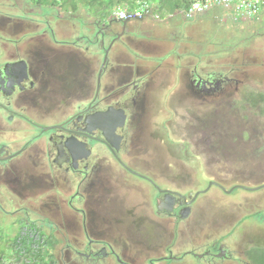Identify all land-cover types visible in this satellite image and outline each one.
Instances as JSON below:
<instances>
[{"label": "flooded vegetation", "instance_id": "flooded-vegetation-1", "mask_svg": "<svg viewBox=\"0 0 264 264\" xmlns=\"http://www.w3.org/2000/svg\"><path fill=\"white\" fill-rule=\"evenodd\" d=\"M39 7L41 11L35 12L13 10V3L9 2L6 9H0V212L16 206L14 189L41 188L51 183L57 195L64 197L67 214L64 213L62 224L67 226L69 217L72 219L70 213L81 218L82 234H74L73 239L65 235V247L94 264L108 258L117 264H134L132 260L142 252L135 247L157 251L168 226L173 229L172 239L165 247L167 254L149 258L144 264H161L155 260L162 259L169 260V264H186L178 262L185 247L189 244L199 248L203 241L213 247L204 259L207 264H214L213 258L236 259L227 244L229 240L262 242L264 235L253 234L247 218L240 220L241 230L229 233V226L237 221L236 217L232 219L233 214L228 211L223 217L221 214L222 218L211 216L206 210L209 204L197 202L203 191L164 181L184 178V172L167 177L162 174L158 178L165 179L159 183L156 171L149 170L153 161L138 154L145 142L143 131L149 130L151 137L157 129L171 132L167 128L171 118L163 125L157 122L155 131L144 123L153 81L157 82L155 71L169 63L172 79L181 87L179 94L190 100L185 108L172 105L171 114L176 115L177 108L186 110L192 118L198 115V134L209 136L212 131L209 142L198 144L207 146L215 157L219 154L226 162H237V167L246 170L238 173H254L253 167L248 168L249 161L262 163L264 169V123L259 119L264 118V84L253 76V58L247 54L239 58L227 52L222 56L226 59H222L216 50L205 51L197 40L199 35L184 32V24L204 14L186 18L182 14L148 13L125 19L114 14L103 19L96 14L90 21L79 20L77 33L76 22L71 18L75 11ZM170 15L180 17L182 26L168 35L167 31L155 29L154 38L150 39L127 30L131 19ZM191 39L195 40L190 43ZM166 42L172 46L162 49ZM158 83L167 84L168 80ZM238 93L240 97L236 98ZM195 100L196 105L192 102ZM64 101H68L66 108ZM205 103L215 105L210 108L213 117L208 119L199 117L204 111L200 104ZM256 114V121L250 123V116ZM48 117L54 121L44 127L39 120ZM160 137L159 142L178 144ZM219 138L224 142H214ZM182 143L186 148L178 150L183 154H174L175 160L169 161L168 166L175 161L200 163L199 155L188 154L189 142ZM140 180L148 187H139ZM116 182L130 188V193L125 189L126 197L121 201L129 218L124 231L117 228L123 225L120 217L112 212L110 218L104 217L106 213L99 210L118 198L120 192L112 187ZM61 187H66L62 189L66 190L65 195L61 194ZM130 194L137 199L140 195L141 202H132ZM28 214L24 211L25 216ZM78 223L74 221L72 225ZM99 227L102 228L98 232ZM185 235L192 239L181 242ZM78 241L80 246H76ZM181 245V253L174 255L171 247ZM252 247L249 244L243 248L246 258L239 261L241 264H254ZM191 252L195 255V251ZM125 253L130 262L125 261Z\"/></svg>", "mask_w": 264, "mask_h": 264}, {"label": "rangeland", "instance_id": "rangeland-1", "mask_svg": "<svg viewBox=\"0 0 264 264\" xmlns=\"http://www.w3.org/2000/svg\"><path fill=\"white\" fill-rule=\"evenodd\" d=\"M9 2L13 3V10H20V8H23L27 11L32 12L41 11V8L37 6V4L30 1H28L27 3L24 0H0V9H6V6H8ZM49 9L53 11L57 8ZM61 11L64 10L61 9ZM153 14H158L160 16L169 15V13L166 12H153ZM95 15V13H87L83 9L75 11V13L71 15V18L72 20H74L73 22H76L74 28L77 29V33L78 26H80L79 20L81 21L82 19L90 21L94 18L93 16ZM178 25L179 27H177ZM180 25L182 26V20L177 15H170L161 19L153 16H147L143 20L131 19L130 21H128L127 30H129V32L134 36L153 39L155 29L159 32L167 31L166 34L168 35L172 30H179L181 28ZM183 30L188 34L196 33V35H199L197 40L203 43L202 46L205 51L214 52L216 50V53L221 54V57L224 56V54L227 52L236 57H239L241 55L244 57L245 54L249 55L250 59L253 58L254 60L253 61L251 59L250 61V67L254 68V78L256 77V79H260L261 81H263L262 84H264V13H260L255 19H241L238 21L234 19L233 13L229 9H227L226 12L219 8L213 9L206 12L203 17H200L191 23L184 24ZM194 40L191 39L189 41L190 43H192ZM171 46L172 44H167L166 42L162 49H169ZM135 49L141 51L140 49H138V47ZM162 49L161 52H163ZM85 54L86 52L84 51L83 55ZM224 58L226 59V57ZM224 58L222 57V59ZM100 60L101 58L97 63H99ZM169 66V63L168 65L165 64L164 66H160V68H157V70L155 71V78L157 82L153 81L154 84L150 93L151 104L149 105V109L146 114L147 123H144L146 124V126L150 125L151 128L155 131L159 123L163 125L165 120L171 118L170 121H168L170 122V125L167 128L172 133L169 132L168 134V131L164 132L163 129H157L156 131L160 135H158V133L156 132L155 134H153V138L151 137L149 130L143 131L142 138L145 140V142L141 144L143 145V147L140 152H138V154L143 156L144 159H148L154 162H150L149 170L150 168H152L153 171H156L157 181L159 183L163 182V180L165 179L158 178L162 174L164 175L163 177H167L175 174H180V172H184L182 173L184 175V178L177 177L176 179H165L164 181L169 184L172 183L176 186H184L187 184V186L191 189H198V192L199 190L200 192L206 190L205 192L199 194L197 202L199 204H209L206 208L208 214L214 217H221L222 214L223 217V214L229 211L231 214H233L232 219H234L235 217L237 218V221L229 226V233H237V231L241 230V227H239L240 220L247 218L249 224L252 225V230L254 232L253 234L264 235V186H260V184L264 182V178L261 177L264 176V169H262L263 164L259 162L253 163L254 161H249L247 162L248 168L250 169V167H253L254 173L251 175H249L248 172L238 173V171L240 170H246H242L241 168L237 167V162H226L223 158H220L219 154H216L218 157H215V153H211L208 150L207 146H201L200 144H198V142H209V140L207 141V139L210 137L212 131H210L209 136L202 137L201 135H199L197 124L198 120L196 118L198 115H194L192 118V116L187 114L185 112L186 110L184 109H179L178 111L177 108H175L174 110L177 112V114H171L170 108L172 107V105H181L183 108H185L189 105L190 100H186L183 95L179 94L181 87L177 86V82L176 80H174V78L172 79V72L170 71L171 69L169 68ZM260 70L262 71V73H260ZM161 80H168V83H158ZM251 83L256 84L253 80L251 81ZM235 96L236 98L240 97L239 93ZM67 102L68 101L62 102V105H65ZM192 102L194 103V105H196L197 103L196 100ZM200 105L202 111L204 110L205 112L203 111V113L200 114L199 117L204 116L206 119L213 117L210 108H214L215 105L210 103ZM257 115L258 114L250 116V123L256 121ZM259 119L260 122L264 123V118ZM39 121L41 125H45L44 127H47V125L53 122L54 119L52 117H48L41 118ZM155 123L157 124L154 126L153 124ZM261 128L262 132L264 133V125H262ZM160 136L167 137L169 141L176 142L178 144L173 145L171 144V142H159V138H161ZM200 138H202L203 140ZM162 140L165 139L162 138ZM182 142H189L188 154H193L196 156L199 155L198 158L200 163L189 162V160H186L185 162L178 161L179 163L175 161L171 162L169 164L170 166H168L169 161L175 160L173 156L174 154H183L182 151L178 150L179 147L182 148V150L186 148H183ZM214 142H224V139L219 138L214 140ZM261 169V173L258 174V171ZM138 182L139 187H148V184L143 182L142 180ZM60 185L62 186V183H60ZM125 186L126 185H123L120 182L114 183L112 187L116 191L120 192L118 198L113 203L105 204V208L101 207L99 209L100 211H103V214L104 212L106 213L104 217L110 218L111 212L112 214L120 217L123 221V225L117 227L114 223V226L122 231L126 230L129 224V218L125 213V203L121 202L122 199L126 197V194L124 193L125 189H127L128 193H130V188H125ZM258 186L260 187L257 188ZM62 189H66V187H61L60 190L61 194L65 195L66 190ZM14 193L16 195L14 196L13 201H18L16 202V206L14 208L5 207L6 212H0V228L5 227V233L8 232L6 237L9 238L15 235V229L18 224L21 223V220L25 217L24 211L26 210L29 212V214L26 216V219H30V223L31 221H34V223H39L38 225L40 226L47 225L44 227L41 226L42 229H44V231L47 233H50L52 231V233L56 235L57 240L63 233L67 235L68 239H73L72 236L74 234H82L80 230V216H75V214L73 213V215L75 216L74 217L70 213L69 215L72 219L70 220L69 217L67 226H65V224H62V218L66 211L65 201L63 200L64 197L57 195L56 189L53 185H51V183H45L41 188H37L36 186H28L27 188L23 189L17 188L14 189ZM133 195L134 194H130V196H132L131 201L140 203L142 197L139 195L137 199V197ZM126 201L129 200L126 198ZM239 215L240 217H238ZM77 220L79 221L78 225L73 226L72 223H74V221L78 222ZM50 226L53 227L54 230H51ZM73 227H76L78 230H73ZM56 228H59L61 230ZM101 228L102 227L96 229L99 232ZM172 229L173 228H171V226H168L167 230H164L165 232L162 233L163 235H161L158 250L155 252L153 250L143 248L142 246L135 247V249H142V252L137 256L135 260H132V263L144 264L149 258L157 259L161 255H166L167 253L165 247L172 239ZM20 230H22L23 232L26 231L24 227L20 228ZM1 231L2 229H0V232ZM221 231L224 230H222L221 228ZM188 239L192 238L185 235L180 238V241L185 242ZM233 240L236 241V238L233 237ZM199 241L201 242L202 239H199ZM79 242L80 241H78V245L76 246L81 245V243ZM262 242L256 244L251 241L250 243L243 238H239L237 243L229 240L227 244L232 250L233 255L236 256V259L233 260V257H231L228 258V260L220 261L218 258H213V263L241 264L240 262L246 258L243 248H247L249 244H252L253 256L251 257V261L254 260V264H260L259 260L264 262V240H262ZM66 244L67 243L65 242V240H61L59 241V244H57V254L62 259V263L60 264H94L87 263L86 261H84V259L78 258L74 251H71L70 249L67 250L68 248L65 247ZM114 245L118 247V243ZM129 247L133 248L132 245H129ZM171 248H173V254L176 255L181 253L180 249L182 248V245L179 247L172 246ZM61 250H64L63 254ZM185 250V253L181 256L182 258L178 260L179 263L207 264V262L205 261L206 259L204 258H207L208 256L204 255L208 251L213 250V247L207 245V243L203 241L199 248L188 244L185 247ZM191 251H195V255ZM127 254L128 253H125V261H128ZM155 261H159L161 264H169V260L165 259ZM128 262H130V260ZM98 264H117V262L113 258H108L107 260H104L103 262H100Z\"/></svg>", "mask_w": 264, "mask_h": 264}, {"label": "trees", "instance_id": "trees-1", "mask_svg": "<svg viewBox=\"0 0 264 264\" xmlns=\"http://www.w3.org/2000/svg\"><path fill=\"white\" fill-rule=\"evenodd\" d=\"M43 8H58L62 10H85L87 13L97 14L103 19L112 16L116 8L133 10L138 2L143 0H28ZM150 4L153 12L181 14L186 7L185 0H145ZM55 7V8H53ZM25 216V215H24ZM3 225V224H2ZM5 225V224H4ZM47 226V225H41ZM37 223L28 221L26 216L16 227L12 237H6L4 228L0 232V264H60L62 259L57 254V244L65 240L62 234L57 240L56 235L47 233ZM13 227V226H12ZM25 228V232L20 228ZM19 228V229H18ZM51 230H54L51 227ZM59 229V228H56ZM61 230V229H59ZM261 261V260H260ZM261 264L264 262H260Z\"/></svg>", "mask_w": 264, "mask_h": 264}, {"label": "built area", "instance_id": "built-area-1", "mask_svg": "<svg viewBox=\"0 0 264 264\" xmlns=\"http://www.w3.org/2000/svg\"><path fill=\"white\" fill-rule=\"evenodd\" d=\"M186 7L182 10V16L192 18L198 14H205L213 9H221L225 12L231 10L235 20L255 19L260 13H264V0H185ZM151 13L150 4L143 0L133 10L116 8L114 15L120 19L130 16H141Z\"/></svg>", "mask_w": 264, "mask_h": 264}, {"label": "water", "instance_id": "water-1", "mask_svg": "<svg viewBox=\"0 0 264 264\" xmlns=\"http://www.w3.org/2000/svg\"><path fill=\"white\" fill-rule=\"evenodd\" d=\"M206 190H204L203 192H205Z\"/></svg>", "mask_w": 264, "mask_h": 264}, {"label": "clouds", "instance_id": "clouds-1", "mask_svg": "<svg viewBox=\"0 0 264 264\" xmlns=\"http://www.w3.org/2000/svg\"><path fill=\"white\" fill-rule=\"evenodd\" d=\"M152 13V12H151ZM113 14H114V12H113Z\"/></svg>", "mask_w": 264, "mask_h": 264}]
</instances>
